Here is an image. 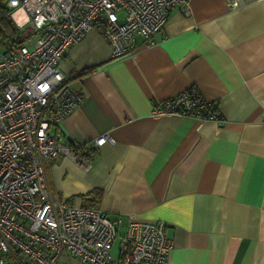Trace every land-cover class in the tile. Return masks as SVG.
<instances>
[{"label": "crops", "instance_id": "obj_1", "mask_svg": "<svg viewBox=\"0 0 264 264\" xmlns=\"http://www.w3.org/2000/svg\"><path fill=\"white\" fill-rule=\"evenodd\" d=\"M241 1L189 0L188 15L169 12L156 44L136 36L119 58L93 28L59 63L81 100L51 132L63 143L103 133L113 142L94 150L87 169L48 160L50 195L119 216V231L130 217L164 220V264H264V0ZM191 86L220 120L153 112Z\"/></svg>", "mask_w": 264, "mask_h": 264}, {"label": "built area", "instance_id": "obj_2", "mask_svg": "<svg viewBox=\"0 0 264 264\" xmlns=\"http://www.w3.org/2000/svg\"><path fill=\"white\" fill-rule=\"evenodd\" d=\"M241 2L226 0L231 8ZM6 8L30 33L12 51L0 49V264H164L172 246L164 220L130 217L119 231V216L52 197L45 163L64 156L87 169V150L113 142L103 133L63 143L60 131L51 132L81 100L59 69L68 47L93 28L108 40L111 58L131 53L136 36L152 46L171 10L189 14V0H6ZM153 112L220 120L194 86L158 101Z\"/></svg>", "mask_w": 264, "mask_h": 264}, {"label": "trees", "instance_id": "obj_3", "mask_svg": "<svg viewBox=\"0 0 264 264\" xmlns=\"http://www.w3.org/2000/svg\"><path fill=\"white\" fill-rule=\"evenodd\" d=\"M8 9L6 8V0H0V49L5 51H12L19 45L28 35L27 30L17 28L12 22ZM88 152L93 154L94 150L88 149ZM90 203L98 200L99 192H94L91 195ZM88 198L84 197V201ZM89 200V199H88ZM87 206H92L91 204Z\"/></svg>", "mask_w": 264, "mask_h": 264}, {"label": "rangeland", "instance_id": "obj_4", "mask_svg": "<svg viewBox=\"0 0 264 264\" xmlns=\"http://www.w3.org/2000/svg\"><path fill=\"white\" fill-rule=\"evenodd\" d=\"M16 26V25H15ZM116 246H117V242L114 243V246L112 247V250L111 252L114 254V255H117L116 253Z\"/></svg>", "mask_w": 264, "mask_h": 264}, {"label": "water", "instance_id": "obj_5", "mask_svg": "<svg viewBox=\"0 0 264 264\" xmlns=\"http://www.w3.org/2000/svg\"><path fill=\"white\" fill-rule=\"evenodd\" d=\"M25 30H27V31H28V34L30 33V30H29V29L25 28Z\"/></svg>", "mask_w": 264, "mask_h": 264}, {"label": "bare ground", "instance_id": "obj_6", "mask_svg": "<svg viewBox=\"0 0 264 264\" xmlns=\"http://www.w3.org/2000/svg\"><path fill=\"white\" fill-rule=\"evenodd\" d=\"M18 19H19V22H21V21H22V20H21V17H19Z\"/></svg>", "mask_w": 264, "mask_h": 264}]
</instances>
